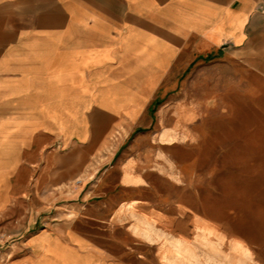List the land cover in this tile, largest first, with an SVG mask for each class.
Segmentation results:
<instances>
[{"label": "crops", "instance_id": "obj_1", "mask_svg": "<svg viewBox=\"0 0 264 264\" xmlns=\"http://www.w3.org/2000/svg\"><path fill=\"white\" fill-rule=\"evenodd\" d=\"M195 63L264 98V0H0V264H129L88 166Z\"/></svg>", "mask_w": 264, "mask_h": 264}, {"label": "rangeland", "instance_id": "obj_2", "mask_svg": "<svg viewBox=\"0 0 264 264\" xmlns=\"http://www.w3.org/2000/svg\"><path fill=\"white\" fill-rule=\"evenodd\" d=\"M159 96L146 123L126 138L113 134L114 146L123 144L111 163L88 166L107 191L88 202L115 208L112 236L99 235V246L119 262L165 264L162 256L176 238L196 246L197 264H214L205 261L195 237L205 228L221 244V260L264 264V98L220 83L216 67L199 63L179 78L172 95L164 97L162 89ZM168 137L176 142L167 145ZM121 174L131 187L118 185ZM144 218L167 236L150 244L135 235Z\"/></svg>", "mask_w": 264, "mask_h": 264}, {"label": "bare ground", "instance_id": "obj_3", "mask_svg": "<svg viewBox=\"0 0 264 264\" xmlns=\"http://www.w3.org/2000/svg\"><path fill=\"white\" fill-rule=\"evenodd\" d=\"M168 138L170 141L172 140V137H168ZM132 203H130L126 206V210L132 209V207H133ZM131 216H133V214H131ZM154 222L155 221H149L148 218H144V219L140 220L139 223L142 225V228L135 227L133 230V233L135 235H137L138 237H140L142 240H144L150 244L157 241L158 239H161V238L164 239V237L167 236L166 233L163 230H160L159 228H157L156 225L154 224ZM196 231H198V233L195 235V237L200 239L201 248L203 249V252H205V255H207V260H205V261H207V262L212 261V262H214V264H216V263L217 264H229V262L220 259L219 255H218V251H219V247L221 244L219 243L218 245H216L217 243L216 244L213 243L212 240H214L215 238H212V240H211L210 230L205 229V228H199V229H196ZM215 235L217 236V234H215ZM193 237H192V239H194ZM226 243H228V242H225V244ZM168 246H169L170 250L165 252V254H163V256H162V258H163L162 260L164 261L165 264H197L198 261H197L196 254H195V251H196L195 245L189 246V245L185 244L184 242H182L181 240L175 238L174 241L168 242ZM229 249H231V248H229ZM233 250H234V248H233ZM232 255L234 256V252ZM203 257H205V256H203ZM241 257H242V255H241ZM234 264H248V263H245L244 261H237Z\"/></svg>", "mask_w": 264, "mask_h": 264}]
</instances>
